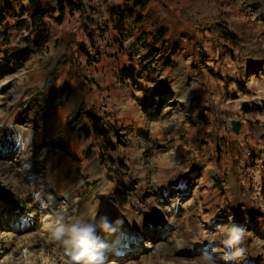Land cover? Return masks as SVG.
<instances>
[{"label":"rangeland","instance_id":"1","mask_svg":"<svg viewBox=\"0 0 264 264\" xmlns=\"http://www.w3.org/2000/svg\"><path fill=\"white\" fill-rule=\"evenodd\" d=\"M218 1L264 49V0ZM80 2L34 51L28 0H0L14 17L0 29V264H87L71 236L86 226L96 264H264V61L189 30L186 0H150L155 28L122 17L124 0ZM157 28L173 53L144 35ZM7 139L17 152L2 155Z\"/></svg>","mask_w":264,"mask_h":264},{"label":"trees","instance_id":"2","mask_svg":"<svg viewBox=\"0 0 264 264\" xmlns=\"http://www.w3.org/2000/svg\"><path fill=\"white\" fill-rule=\"evenodd\" d=\"M126 7L122 11L121 16H128L134 19L138 24H150L155 28L156 23L152 22V18L147 12L150 0H124ZM29 8L26 11V16L22 21L26 25L27 32L33 41L30 42V48L34 51H39L47 44V26L46 20L54 19L55 13H58L60 18L65 16L66 12H79L85 13V9L80 0H28ZM224 4L218 0H186L183 13L187 15L189 22V30L205 29L212 30L216 35L215 45L219 49H226L228 44H232L237 49L238 55L241 59L250 58L251 60L264 61V49L260 36L257 35L253 27L234 24L235 30L232 31L230 26L232 24L231 16L224 11ZM52 14L51 16H49ZM144 14V18L142 16ZM119 15V14H118ZM14 18L9 9L0 10V29H4L7 33L9 20ZM151 40L153 45L161 43L162 49H167L174 52L177 45L173 43L170 47L169 44H164V37L166 36L165 30H152V32H144ZM92 37L91 33L90 36ZM54 100L58 105L63 94L60 89L54 92ZM147 98V97H146ZM160 100H157L159 103ZM153 116L157 117L162 111L161 102L155 108ZM80 117L79 110L73 117L74 122H78Z\"/></svg>","mask_w":264,"mask_h":264},{"label":"clouds","instance_id":"3","mask_svg":"<svg viewBox=\"0 0 264 264\" xmlns=\"http://www.w3.org/2000/svg\"><path fill=\"white\" fill-rule=\"evenodd\" d=\"M94 229L91 226H86L83 228H72L71 236L74 241L75 247L80 251L82 257H86L87 264H96L97 260H103V257H98L95 253L89 252L90 241L93 239ZM241 230L232 229L228 234V239L224 242L226 246H233L237 244L240 240ZM56 239H59L58 236H54ZM104 244H99L96 246L97 250L104 248ZM239 255V251L236 253Z\"/></svg>","mask_w":264,"mask_h":264},{"label":"bare ground","instance_id":"4","mask_svg":"<svg viewBox=\"0 0 264 264\" xmlns=\"http://www.w3.org/2000/svg\"><path fill=\"white\" fill-rule=\"evenodd\" d=\"M176 99V101L178 100L177 98H175ZM19 138V137H18ZM15 140V139H14ZM14 140L13 139H11V140H9V139H7V142L5 143L6 145H3V146H6V147H2L1 148V153H2V155H3V153H4V155H8V154H12V153H16L17 151V149H16V144L14 143ZM10 143H13V144H15V145H12L10 148H7L8 146L7 145H9ZM7 148V149H6ZM70 152H72L71 150H70ZM73 153V152H72ZM20 155V154H19ZM35 164H34V162H32L31 163V165H29V166H26L25 167V170L26 171H28V170H32V168L34 169L35 168ZM24 169V168H23ZM3 205H8L7 203H4ZM106 209V210H105ZM104 210L106 211V213L109 211L110 212V209L108 208V207H106ZM113 212V211H112ZM115 219H116V217H115ZM93 221V220H92ZM92 221H90L91 222V224H92ZM109 221V220H108ZM119 222V221H118ZM118 222H114L116 225L115 226H111V224H109V222L107 223V224H105L106 225V228H108L110 231H109V234H110V236H113L114 238H115V240L119 243L118 245H120L121 246V240H122V238L123 237H125L126 238V242H124L122 245H123V247H126V246H128V242L131 240V237H129V234H130V230L128 229V228H126L125 229V231H126V235H124L123 234V232H125L124 231V225H123V223H118ZM149 226H147L145 223H143V224H141V226L139 227V229H138V232H136L135 233V236L134 237H136V238H138V239H140V241H142L141 239L142 238H146V237H148L149 236V232H150V230H151V228L149 227ZM122 247V248H123Z\"/></svg>","mask_w":264,"mask_h":264},{"label":"water","instance_id":"5","mask_svg":"<svg viewBox=\"0 0 264 264\" xmlns=\"http://www.w3.org/2000/svg\"><path fill=\"white\" fill-rule=\"evenodd\" d=\"M261 104L264 106V99L261 100ZM251 108H252V105L250 103H243V105H242V111L244 113H248L251 110ZM232 126H233L234 132H236V133L239 132V130H240V123L239 122L233 121Z\"/></svg>","mask_w":264,"mask_h":264}]
</instances>
